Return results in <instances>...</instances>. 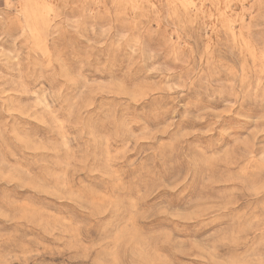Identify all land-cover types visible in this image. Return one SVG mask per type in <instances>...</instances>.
<instances>
[{"label":"rangeland","instance_id":"obj_1","mask_svg":"<svg viewBox=\"0 0 264 264\" xmlns=\"http://www.w3.org/2000/svg\"><path fill=\"white\" fill-rule=\"evenodd\" d=\"M0 264H264V0H0Z\"/></svg>","mask_w":264,"mask_h":264}]
</instances>
